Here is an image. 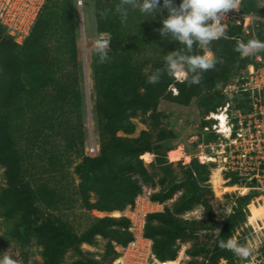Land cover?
I'll return each instance as SVG.
<instances>
[{
    "label": "trees",
    "instance_id": "1",
    "mask_svg": "<svg viewBox=\"0 0 264 264\" xmlns=\"http://www.w3.org/2000/svg\"><path fill=\"white\" fill-rule=\"evenodd\" d=\"M260 1L241 0L239 10L264 19V5ZM179 2L175 0L177 5ZM75 6L74 0H51L23 44L17 43L0 24V165L5 180L0 207L5 218L16 222L14 238L21 243L36 238L42 247L43 264H114L119 252L113 241L127 244L133 239L130 218L92 216L89 227L79 234L57 214L43 217L38 205L41 196L25 177L19 148L23 123L36 108L59 101H70L76 108H81ZM161 13V17L166 18L167 10L162 8ZM95 15L99 31L111 38L107 61L100 63L94 52L92 62L101 149L97 156H83L77 164L76 170L81 177L79 190L88 210H124L128 205H134L137 195L143 191L136 175L145 183H154L155 177L141 157L154 151L157 154L155 165L162 171L159 182L164 186L153 193L151 199L164 203L179 192L180 196L172 207L147 214L145 234L154 240V252L159 258L175 260L179 240L197 238L217 225L216 197L208 187L200 184L209 180L210 169L205 164L200 168L197 161L189 165L182 161L179 162L181 172L178 165L166 157L174 137L166 129H160L156 136L148 130L137 137L118 133H133L136 124L132 118L138 114L147 115L152 111L149 117L158 121L156 108L161 98L189 104L193 97H201L200 109L205 115L224 106L229 98L222 93L221 85L234 72L242 79L249 66L256 62L253 56L240 58L234 50L237 41L246 42L254 35L246 33L243 24L235 18L225 28V37L211 42L210 49L217 57V63L213 69L201 74L199 84L177 82L166 72L158 83L149 84L148 76L157 69H164V58L156 61L148 74L134 66L130 51L133 26L141 25L146 16L123 5L122 0H95ZM261 19L257 21L264 24ZM160 25L163 26L162 19ZM53 36L57 37L56 42H52ZM173 83L178 89L175 95L172 90L168 91ZM235 98L238 109H251L247 94L245 101L241 96ZM213 121L203 120V127L211 126ZM67 139L70 147L78 141L84 143L83 137L78 140L76 131L70 132ZM92 193L97 195L95 201L91 199ZM255 198L259 201L258 197L250 195L240 199L242 219L250 213V206L256 205ZM199 206L204 208V219L184 216ZM239 225V217L230 215L220 228L209 257L193 258L188 264H220L221 258H232L234 253L220 248L219 241L234 238ZM98 237L106 238L108 242L103 256L95 259L83 244H93ZM68 250L75 251L80 257L67 261ZM205 250V246L197 244L188 252L194 255Z\"/></svg>",
    "mask_w": 264,
    "mask_h": 264
},
{
    "label": "rangeland",
    "instance_id": "2",
    "mask_svg": "<svg viewBox=\"0 0 264 264\" xmlns=\"http://www.w3.org/2000/svg\"><path fill=\"white\" fill-rule=\"evenodd\" d=\"M77 11V48L79 61V88L82 94L81 108H76L70 101L68 103L59 101L56 103H45L36 108L35 112L29 113L26 121L23 123L21 136L19 138V148L23 161L24 174L27 180L37 189L41 196L38 205L43 217L49 214H57L66 221L74 231L81 234L90 225L92 216H122L124 210H129L128 205L124 210H119L121 215L114 214V211H100L97 209L88 210L84 204L79 186L81 182L80 174L76 166L81 162L83 156L95 157L100 153V122L95 105V89L93 80V54L94 43L105 32H100L95 15V0H83V6L78 5V0H74ZM264 5V0L260 1ZM162 14V13H161ZM160 16H146L141 25L133 26L130 51L133 57L134 66L146 72L151 73L152 65L163 59L168 52L178 50L184 52V46L169 37L163 40L160 37L159 29L162 27ZM259 19H261L258 16ZM258 19V20H259ZM261 20H264L263 18ZM230 25V23H229ZM256 36L264 41V24L255 21ZM108 38V36H107ZM56 42L57 37L51 38ZM211 44L208 46L210 49ZM109 48V46H108ZM204 49L194 44L193 53L202 54ZM239 73L230 74L227 82H235L239 79ZM175 81L181 82L175 78ZM173 94L178 93L176 83L168 88ZM246 99L245 96H241ZM235 98V102H236ZM201 97H193L189 104H181L171 101L167 98H161L157 104L156 113L158 121L147 115L138 114L133 116L132 120L136 124L133 133L120 131L118 134L125 137H137L142 131L148 130L155 136L160 129H166L173 134L171 140L172 149L167 151L166 157L170 162L175 163L181 170L179 162L184 161L189 165L192 161H197L199 167L205 164L210 169V176L207 182H200L206 188L208 187L216 197L214 204V214L217 225L208 229L197 238H188L179 242L180 248L184 244L187 254L193 258H208L215 244L218 232L230 215L239 217L240 225L237 226L234 238L242 245L251 248L252 255L247 259H242L234 254L231 258H221L220 264H255L259 258L254 236L246 225L248 217L241 218L240 202L244 196L258 197L256 205L250 206V218H256L264 211V205L259 206L258 202L264 200L263 192L257 187L260 182L256 179H250L242 169L244 167L243 159L238 157L240 154L229 138L225 134H218L215 131H206L203 127V120H208L207 115L200 109ZM245 110V109H242ZM219 109L216 111L218 112ZM210 114V113H209ZM214 120L215 119H211ZM76 131L78 140L83 137V145L77 142L73 147L68 145L67 135ZM204 144L205 153L213 159H205L202 162L198 154V143ZM146 157L152 161L146 163L151 174L155 177L154 183L143 182L138 175L136 179L143 185V191L137 195L134 207L142 206L147 213L155 211H164L166 206L172 207L174 201L180 196L177 193L174 198L162 203L153 201L151 195L158 192L164 185L159 182L162 177V171L155 165L157 154L154 151L147 152ZM3 167L0 165V194L5 188ZM91 199L95 201L97 195L91 194ZM262 208V210H261ZM185 217L192 219H204V208L199 206L195 210L184 214ZM15 220L7 219L3 216L0 207V256L10 254L18 261V264H43L42 247L37 243L36 238H31L23 243L13 237ZM130 229V228H129ZM108 239L98 237L93 244H83V248L91 252V256L100 259L106 249ZM113 244L118 251L120 245L117 241ZM197 244L206 247L205 251L197 254L188 252ZM184 254L180 255L182 262ZM80 256L73 250L66 253L67 261H74ZM179 258V259H180ZM179 259L178 260L179 263ZM189 259L186 262L189 263ZM116 261V260H115ZM114 261V264H116ZM177 263V264H178Z\"/></svg>",
    "mask_w": 264,
    "mask_h": 264
},
{
    "label": "built area",
    "instance_id": "3",
    "mask_svg": "<svg viewBox=\"0 0 264 264\" xmlns=\"http://www.w3.org/2000/svg\"><path fill=\"white\" fill-rule=\"evenodd\" d=\"M51 0H0V24L6 29V33L19 43L23 42L31 35L33 28L44 10L46 4ZM241 0H238V9L229 10L221 19V23L226 28L229 23L236 18L238 23L243 24L244 31L253 34L256 38L255 21L258 16L255 14H244L239 10ZM78 5L83 6V0H78ZM100 38H107L106 34H102ZM259 39V38H258ZM256 62L249 66L248 71L235 82L222 84L220 89L223 94L227 95L228 102L219 107L218 112H211L206 116L208 120L215 119L212 125L205 126L206 131L213 130L218 134H225L229 138L233 146L239 150L238 157L243 159L246 175H250V179L256 178L260 185L257 187L250 186L248 188H258L264 194V52L252 55ZM250 98L251 109L242 110L236 107L235 97L246 95ZM225 115V129L223 131L222 121L218 118ZM200 150L198 157L205 162L209 156L205 153L204 144L198 143ZM141 157L146 163L152 161L145 155ZM213 159L212 156L209 157ZM208 158V159H209ZM259 206L264 205L258 202ZM122 216H126L131 220L130 231L133 233V239L127 244L120 245L119 257L116 264H170L169 259H161L154 252V240L145 234L147 211L142 206H130L129 210H124ZM251 211L248 214V222L251 234L254 236V242L259 250L257 262L255 264H264V216L261 214L251 219ZM180 242V240H179ZM184 254L183 262L180 255ZM180 258V259H179ZM178 264H188L190 256L187 254L186 246L183 244L179 249Z\"/></svg>",
    "mask_w": 264,
    "mask_h": 264
},
{
    "label": "clouds",
    "instance_id": "4",
    "mask_svg": "<svg viewBox=\"0 0 264 264\" xmlns=\"http://www.w3.org/2000/svg\"><path fill=\"white\" fill-rule=\"evenodd\" d=\"M122 4L131 7L144 16H160L161 9L167 10L166 18L161 17L163 26L158 30L161 39L169 37L184 46L185 51H170L164 57V69H157L148 76L149 84H156L166 72L181 81L199 84L201 74L213 69L217 57L208 50L212 41L225 37V27L221 19L229 10L238 9V0H122ZM126 18L127 13H124ZM110 37L98 38L94 51L100 63L108 59ZM194 44L204 49L202 54L193 53ZM241 59L264 52V41L253 36L245 41H237L234 49ZM190 77V78H189ZM219 247L232 251L236 256L247 259L252 250L235 238L219 241ZM0 264H18L10 254L0 256Z\"/></svg>",
    "mask_w": 264,
    "mask_h": 264
},
{
    "label": "bare ground",
    "instance_id": "5",
    "mask_svg": "<svg viewBox=\"0 0 264 264\" xmlns=\"http://www.w3.org/2000/svg\"><path fill=\"white\" fill-rule=\"evenodd\" d=\"M218 118H220L221 121H222V126L224 128L223 131L227 130V128L225 129V127H226L225 126V115L222 114ZM145 157H146V155H145ZM261 210H262V208H261ZM114 214H116L118 216V215H121V212L119 210H116V211H114ZM261 215L264 216V211L263 210H262ZM177 263H178V260H171L170 261V264H177Z\"/></svg>",
    "mask_w": 264,
    "mask_h": 264
}]
</instances>
